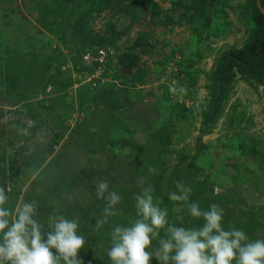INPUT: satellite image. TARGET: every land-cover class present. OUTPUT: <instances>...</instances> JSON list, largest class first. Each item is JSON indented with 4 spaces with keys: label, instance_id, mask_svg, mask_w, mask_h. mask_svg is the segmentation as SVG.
Returning <instances> with one entry per match:
<instances>
[{
    "label": "rangeland",
    "instance_id": "374dc122",
    "mask_svg": "<svg viewBox=\"0 0 264 264\" xmlns=\"http://www.w3.org/2000/svg\"><path fill=\"white\" fill-rule=\"evenodd\" d=\"M260 6L0 0L4 207L14 214L35 200L45 231L56 216L78 218L81 264H111V231L136 219L140 178L171 223H203L169 199L180 183L202 210L212 203L224 210L226 230L264 238V78L236 72L207 120L218 62L246 45ZM102 180L121 202L96 231L107 203L96 197Z\"/></svg>",
    "mask_w": 264,
    "mask_h": 264
},
{
    "label": "clouds",
    "instance_id": "9594fccd",
    "mask_svg": "<svg viewBox=\"0 0 264 264\" xmlns=\"http://www.w3.org/2000/svg\"><path fill=\"white\" fill-rule=\"evenodd\" d=\"M139 183L136 219L111 231L107 251L111 264H151L153 259L157 264H264V238L249 240L243 230H226L224 210L219 205L212 203L208 210H202L189 200L192 188L177 183L169 199L181 202L190 217L203 220L199 227L178 226L169 221L167 209L154 204L152 185L143 187L144 178ZM96 197L107 201L103 218L96 220L95 230L99 231L116 215L114 209L121 196L109 191V182L102 180L96 186ZM7 200L5 189L0 187V264H81L78 254L85 238L78 234V218L56 216L45 231L36 219L35 200L22 202L14 214L4 207Z\"/></svg>",
    "mask_w": 264,
    "mask_h": 264
},
{
    "label": "trees",
    "instance_id": "16d2710c",
    "mask_svg": "<svg viewBox=\"0 0 264 264\" xmlns=\"http://www.w3.org/2000/svg\"><path fill=\"white\" fill-rule=\"evenodd\" d=\"M259 3L261 6L257 9V25L249 41L241 49L225 52L218 62L214 73V88L207 114V120L209 121L217 116L222 100L236 72L264 78V0H259ZM83 21L79 19L75 22L76 30L79 32H82L85 28H83Z\"/></svg>",
    "mask_w": 264,
    "mask_h": 264
},
{
    "label": "built area",
    "instance_id": "2783aa9c",
    "mask_svg": "<svg viewBox=\"0 0 264 264\" xmlns=\"http://www.w3.org/2000/svg\"><path fill=\"white\" fill-rule=\"evenodd\" d=\"M100 62H101L102 65L104 64L103 60H100Z\"/></svg>",
    "mask_w": 264,
    "mask_h": 264
}]
</instances>
